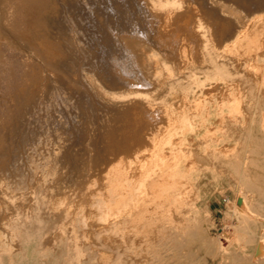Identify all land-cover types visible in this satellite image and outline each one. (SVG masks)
<instances>
[{"label":"bare ground","instance_id":"1","mask_svg":"<svg viewBox=\"0 0 264 264\" xmlns=\"http://www.w3.org/2000/svg\"><path fill=\"white\" fill-rule=\"evenodd\" d=\"M39 5L17 0L15 19ZM56 6L66 27L51 26L83 71L50 86L32 67L52 99L0 141V264H132L151 214L182 232V201L212 185L236 188L244 207L228 264H264V0ZM166 220L153 228L173 237Z\"/></svg>","mask_w":264,"mask_h":264},{"label":"rangeland","instance_id":"2","mask_svg":"<svg viewBox=\"0 0 264 264\" xmlns=\"http://www.w3.org/2000/svg\"><path fill=\"white\" fill-rule=\"evenodd\" d=\"M63 1L65 2L66 0H40V5L38 7V10L33 15L32 20L24 24L15 19L17 0H0V141L8 140L9 135L14 137L17 132H23V128L25 129V127L22 126L23 119L27 118L29 120H32L30 116L34 118L36 114L34 113L36 111L33 110L34 105H38L39 103H41V101L44 100H47V102H45L48 103V100L52 99L54 92L48 91L50 88L49 86L34 89V83L40 76H37L35 78L32 76V67L37 66L42 70V72L44 73V82L42 83L45 85L49 83L50 86V82H53V78L58 81L61 77L64 76L66 78H71L72 80L83 71L84 61L80 62L82 60H78L79 58H77L76 55L71 57L72 53H66L64 40L60 38L59 33L51 26V18L52 16H56L58 18L57 25L66 27V25L62 23H65L66 19H64L63 13L61 11H58V8L56 6V4L60 6ZM69 15L70 14H68L67 16ZM67 20L69 23H72L70 24L73 27L74 23L71 21V19L67 18ZM49 42L52 43L53 46H55L54 50H47V44ZM63 63L67 65L66 68L62 67ZM78 68L80 71L78 70ZM77 86L80 87L79 84ZM48 95H52L50 96V99ZM31 109L33 110V112H31L30 115L29 112L32 111ZM18 136H15L14 138H16L17 140L19 139ZM218 151L219 153H222V150L219 148ZM172 201L174 203H177V194L173 197ZM185 201L182 202L183 206H185V204L187 203V209L185 207L184 209L180 208L178 209V212L182 214L180 216L186 221V230H183L182 232H179L177 230L175 231V228L171 227L174 224L171 223L170 219L166 220V218L168 219V217L163 219L160 215L151 214L150 217L148 215L149 220H152L153 223L150 221L151 223L149 222V224L151 226L149 224L146 225V223L143 225L144 228L148 227V233L144 234V240L142 243H145V246L139 245L140 248H137L136 246V249L135 243L132 242V254H130V256L128 255V258L126 257L127 259L125 260H133L132 264H136V261L138 264H146V262L147 264H152L153 262L155 264H159V262L160 264L230 263V261L233 260L232 254L234 253V250L238 243V240H236V236L239 234L238 225H240L239 220L241 218L239 215H237L239 213H237L236 211L239 210L238 212H242L244 209L238 190L234 187L232 189V187L228 185H212L211 187H209V189H207L205 195H201V200L195 201L193 199L189 200V202L188 200ZM190 202L192 203L190 204ZM188 207L191 208L189 209ZM187 212L188 214H186ZM157 220H166V223L168 224V226H170L171 235L172 232H176H174V234L172 235L174 238L169 236V232L163 233L165 235L161 233L159 235L157 234ZM152 224L156 225L154 226ZM150 228L151 230H149ZM161 235L163 236L162 239ZM171 238H173L174 240ZM152 240L154 241V243ZM182 244H184L185 247ZM181 247L183 248L181 249ZM140 249H142V251ZM155 249L157 251L159 250V252H156ZM224 249L226 251L229 250L230 252H226ZM153 251L154 253H151ZM220 251L221 253H219ZM140 252H142L144 256L142 257V262L138 260L139 257H137L135 254H139ZM155 253H157L158 255ZM223 253L225 255L227 254V257L231 258L226 257L225 259V255H223ZM147 256L148 258H146ZM151 256L156 258L153 259L151 258ZM99 259V256L94 259L96 264H99ZM148 259H152V263ZM191 259L194 261H192ZM155 260H157V262ZM124 263L125 262L121 264Z\"/></svg>","mask_w":264,"mask_h":264}]
</instances>
